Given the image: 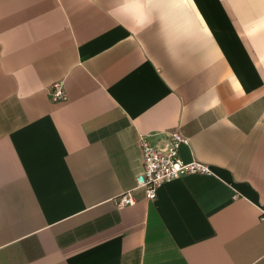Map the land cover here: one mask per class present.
<instances>
[{
    "label": "crops",
    "instance_id": "crops-1",
    "mask_svg": "<svg viewBox=\"0 0 264 264\" xmlns=\"http://www.w3.org/2000/svg\"><path fill=\"white\" fill-rule=\"evenodd\" d=\"M170 131L211 173L117 207ZM262 209L264 0H0V264H264Z\"/></svg>",
    "mask_w": 264,
    "mask_h": 264
},
{
    "label": "built area",
    "instance_id": "built-area-1",
    "mask_svg": "<svg viewBox=\"0 0 264 264\" xmlns=\"http://www.w3.org/2000/svg\"><path fill=\"white\" fill-rule=\"evenodd\" d=\"M49 91L54 101L66 99L62 82L53 83ZM182 143H187V139L178 131L165 133L160 144L155 141V138L141 135L139 147L143 160L142 172L135 177L133 188L114 199L116 206L124 207L134 204L132 190L142 189L147 199L154 200L157 188L166 181L185 174L211 173L207 164L196 160L186 162L180 158L179 147ZM261 212L264 217V209Z\"/></svg>",
    "mask_w": 264,
    "mask_h": 264
}]
</instances>
